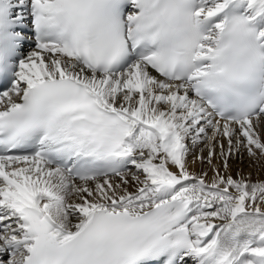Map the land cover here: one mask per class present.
<instances>
[{
	"label": "snow or ice",
	"instance_id": "6c2138e0",
	"mask_svg": "<svg viewBox=\"0 0 264 264\" xmlns=\"http://www.w3.org/2000/svg\"><path fill=\"white\" fill-rule=\"evenodd\" d=\"M0 264H264V0H0Z\"/></svg>",
	"mask_w": 264,
	"mask_h": 264
},
{
	"label": "bare ground",
	"instance_id": "6f19581e",
	"mask_svg": "<svg viewBox=\"0 0 264 264\" xmlns=\"http://www.w3.org/2000/svg\"><path fill=\"white\" fill-rule=\"evenodd\" d=\"M238 159V160H237ZM232 166L234 169H237V168H243L245 172L251 170L253 172V177L255 178L258 173V168L259 166L257 165L256 168H250L249 167V161L247 159V156H245L244 160H243V163H241L240 159L239 158H236L234 159L232 162ZM235 163H237V165H235ZM196 167L199 168V165H197ZM197 168V169H198Z\"/></svg>",
	"mask_w": 264,
	"mask_h": 264
},
{
	"label": "rangeland",
	"instance_id": "374dc122",
	"mask_svg": "<svg viewBox=\"0 0 264 264\" xmlns=\"http://www.w3.org/2000/svg\"><path fill=\"white\" fill-rule=\"evenodd\" d=\"M238 160V159H237ZM235 165H237V163H235ZM198 168V167H197Z\"/></svg>",
	"mask_w": 264,
	"mask_h": 264
}]
</instances>
